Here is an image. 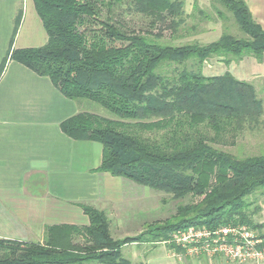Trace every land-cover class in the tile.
<instances>
[{"label": "trees", "instance_id": "obj_1", "mask_svg": "<svg viewBox=\"0 0 264 264\" xmlns=\"http://www.w3.org/2000/svg\"><path fill=\"white\" fill-rule=\"evenodd\" d=\"M32 1L46 42L10 50L0 77L10 60L48 78L80 108L60 124L62 133L102 147L97 172L177 202L175 213L150 230V242L165 241L190 225L243 224L260 232L264 225L253 221L258 208L250 212L245 199L255 191L264 195V153L236 157L222 148L235 146L246 130L263 122L264 97L253 82L229 70L203 73L211 60L226 67L245 57L262 61L264 29L244 0H209V11L194 5L189 14L184 0ZM21 15L19 10L11 43ZM130 15L143 28L135 29ZM232 21L242 36L228 32ZM208 23L222 26L214 41L175 42ZM92 103L111 116L99 115ZM82 208L88 226L48 228L42 244L0 239V264H131L120 249L140 238L113 239L106 215ZM76 239L81 242L73 243Z\"/></svg>", "mask_w": 264, "mask_h": 264}, {"label": "crops", "instance_id": "obj_2", "mask_svg": "<svg viewBox=\"0 0 264 264\" xmlns=\"http://www.w3.org/2000/svg\"><path fill=\"white\" fill-rule=\"evenodd\" d=\"M244 2L264 29V0ZM19 10L21 21L11 43ZM45 42L32 0H0V63L10 50L37 48ZM233 64L229 72L239 80L264 77V57L261 62L243 58L238 74ZM79 110L48 78L7 60L0 77V239L42 244L48 228H84L89 224L82 208L86 205L106 215L113 239L133 237L152 221L150 192L97 172L100 144L73 140L60 130V124ZM158 245L126 244L121 257L131 264H227Z\"/></svg>", "mask_w": 264, "mask_h": 264}, {"label": "rangeland", "instance_id": "obj_3", "mask_svg": "<svg viewBox=\"0 0 264 264\" xmlns=\"http://www.w3.org/2000/svg\"><path fill=\"white\" fill-rule=\"evenodd\" d=\"M184 2H185L184 10L187 14L192 12V8L194 5H197L199 8L209 11L208 9L209 3H210L209 0H184ZM128 20H130L129 22L132 23L135 29H139L141 27L143 28L142 22L139 19L135 18L133 15L128 16ZM202 27H203V31H200L196 35L186 37L181 41H179L180 40L179 39L175 42L183 43L187 41L196 40L200 43H205L209 41H214L218 37V35L222 32V26L219 23L203 24ZM161 31H162V35L164 36V40L170 41V32L166 29H163ZM228 32L234 35L242 36V33L239 31L234 21L230 23V28L228 29ZM233 63H234L233 64L234 66H233L232 71L235 74H238L240 71L239 62H233ZM208 64L210 65L209 68L207 67L208 65H205L203 68V71L205 73L217 75V74L223 73L225 70H229V67H226L222 63H218L216 60H211L209 61ZM249 81L254 83L259 96L264 97V77H254V78L252 77L249 79ZM92 106H96L98 110L97 113L99 115L105 116V117L111 116L107 111L100 108L98 105H95L92 103ZM262 121L263 122L254 131L246 130L237 140L235 146L223 147L222 149L226 152L231 153L232 155L236 157L256 155L261 152L264 153V118ZM136 188H139L140 190H145V192L151 193L149 204L151 205V209H152V221L150 223H153V224L145 225V227L141 229L140 232H137L133 237H130V238H138V237L140 238L139 240L134 241V242H146L151 245L165 244L169 247L170 246L175 247L173 243L171 242V239H173L175 234L183 231V229L187 227L171 232L167 240L161 241L158 243L150 242L151 237H152V233L150 232V230L154 228V226L157 227V226L162 225L163 222L161 221H163L164 219L170 217L171 215L175 213V206L177 202L173 201L169 195L157 193L149 188L141 187V186L140 187L136 186ZM189 201L190 199L187 198L183 200V203H187ZM245 202L249 204L248 210L250 212L258 208L255 216L253 217V221L256 224L264 225V195L261 193V191H255L253 194H251L249 197L245 199ZM190 226H194V225H190ZM196 227H199V226H196ZM255 233L258 237L264 240V226L260 229V232L256 231ZM116 240H121V239H116ZM134 242H130L128 244H131ZM34 244H39V243H34ZM175 248H178V247H175ZM127 252H128L127 249L123 251L124 257H126ZM219 259H221L220 261L224 263H227V264L230 263L222 258H219ZM82 264H100V263L96 261H86Z\"/></svg>", "mask_w": 264, "mask_h": 264}, {"label": "built area", "instance_id": "obj_4", "mask_svg": "<svg viewBox=\"0 0 264 264\" xmlns=\"http://www.w3.org/2000/svg\"><path fill=\"white\" fill-rule=\"evenodd\" d=\"M171 242L192 256L222 258L232 264H264V240L243 224L213 229L188 226Z\"/></svg>", "mask_w": 264, "mask_h": 264}]
</instances>
